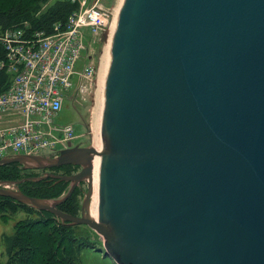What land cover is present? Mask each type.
I'll use <instances>...</instances> for the list:
<instances>
[{
  "label": "water",
  "instance_id": "95a60500",
  "mask_svg": "<svg viewBox=\"0 0 264 264\" xmlns=\"http://www.w3.org/2000/svg\"><path fill=\"white\" fill-rule=\"evenodd\" d=\"M106 33L104 38H106ZM98 219L94 145L0 165L71 186L0 195L103 237L114 264H264V0H123L104 93ZM86 182L80 215L59 206Z\"/></svg>",
  "mask_w": 264,
  "mask_h": 264
},
{
  "label": "built area",
  "instance_id": "2783aa9c",
  "mask_svg": "<svg viewBox=\"0 0 264 264\" xmlns=\"http://www.w3.org/2000/svg\"><path fill=\"white\" fill-rule=\"evenodd\" d=\"M66 1L76 8L51 33L32 31L29 24L0 28V66L11 77L0 94V116H22L0 127V159L13 154L56 156L78 137L74 124L60 125L56 118L68 91L87 95L94 89L100 66L90 61L81 67L83 51L99 36H109L117 11L102 0Z\"/></svg>",
  "mask_w": 264,
  "mask_h": 264
},
{
  "label": "trees",
  "instance_id": "16d2710c",
  "mask_svg": "<svg viewBox=\"0 0 264 264\" xmlns=\"http://www.w3.org/2000/svg\"><path fill=\"white\" fill-rule=\"evenodd\" d=\"M49 0H0V28L7 29L15 26L30 25L32 31L51 33L54 25L66 21L76 8V5L59 0L46 9L43 4ZM4 54L0 51V60ZM10 74L0 66V94L10 84ZM54 157V155H51ZM80 168L76 165H65L51 168L48 171L57 173L68 169L65 175ZM35 170L25 169L21 163L14 162L0 165V181H13L15 187L24 193L48 199H57L65 195L70 189V182L59 181L48 177L40 181L26 180L35 176ZM79 188V189H78ZM80 187H77L72 196L62 203L59 208L64 212L78 215L80 209L78 196ZM19 208H28L38 214V218H27L15 226L12 235L6 236L7 260L0 264H81V252L84 247H95L87 240H82L75 234L74 226L62 222L49 211L36 210L10 197L0 195V211L6 215L15 213ZM90 244V245H89Z\"/></svg>",
  "mask_w": 264,
  "mask_h": 264
},
{
  "label": "rangeland",
  "instance_id": "374dc122",
  "mask_svg": "<svg viewBox=\"0 0 264 264\" xmlns=\"http://www.w3.org/2000/svg\"><path fill=\"white\" fill-rule=\"evenodd\" d=\"M59 0H49L47 3L43 4V9L48 8ZM122 0H102V3L107 7H116L119 10L120 5H122ZM86 42L89 43L88 40ZM108 37L104 38V35H101L97 38L96 41L88 44V51H83V61L81 67L84 64L90 63V61L94 62L97 66H103L106 58L109 60V44ZM109 51V52H108ZM109 66V62H108ZM101 70V68H100ZM96 76V84L94 89L87 95H83L77 91L75 94L73 93V89L67 92L66 100L64 102L63 110L56 118V123L60 125L64 124H74L75 130L77 132V139H75L72 143L75 146L76 144H80L81 146H89L95 144V136H94V125L95 119H98V115L95 114L94 110L96 108L101 109L102 107V115H103V104L104 100L99 101V73ZM73 93V94H72ZM12 118V117H11ZM97 147V146H96ZM48 170H38L35 169V176H40L45 174ZM69 171L68 169H62L58 171V174H64V172ZM80 168L70 171L79 172ZM79 206L80 209L78 211V215L81 214L82 203L85 198L86 193L88 192V185L86 182H83L82 185L79 186ZM79 189V188H78ZM94 198V197H93ZM93 202V200H92ZM33 208V207H32ZM35 209V208H34ZM37 210V209H36ZM92 212V210H91ZM93 213V212H92ZM38 214L31 209L28 208H19L17 212L8 213L4 215L0 211V260L5 263L7 260L6 255V236L12 235L16 224H18L22 220H26L27 218H38ZM75 234L77 237L82 240H87L91 244H96L95 247L91 248V245L88 247H84L81 252V264H114L111 258L105 257L99 249H104V241L103 237L97 233L94 229L86 226V225H75L74 226Z\"/></svg>",
  "mask_w": 264,
  "mask_h": 264
},
{
  "label": "bare ground",
  "instance_id": "6f19581e",
  "mask_svg": "<svg viewBox=\"0 0 264 264\" xmlns=\"http://www.w3.org/2000/svg\"><path fill=\"white\" fill-rule=\"evenodd\" d=\"M123 2V0H122ZM121 2V3H122ZM120 8H121V5H120ZM119 8V9H120ZM116 21H117V16H118V9H116ZM116 25V24H115ZM114 30H115V26H113L111 29H110V34L108 36V44H109V51H110V55H111V45H112V39H113V35H114ZM108 51V52H109ZM110 55H109V60L108 58H106L105 60V63L103 64V66H101V70H100V73H99V94H100V98L99 101L101 100V103H102V100H104V93H105V83H106V78H107V72H108V62L110 61ZM103 105V111H104V103H102ZM95 114L98 115V119H95V125H94V136H95V144H96V148L98 149V153H97V156L95 158V161H94V165H95V169H94V188H95V191H94V198H93V202H92V205H91V210H92V215L94 216V218L98 219V206H99V185H98V182H99V163H100V151H101V148H102V107L101 109L99 108H96V110H94Z\"/></svg>",
  "mask_w": 264,
  "mask_h": 264
},
{
  "label": "crops",
  "instance_id": "0c3cea01",
  "mask_svg": "<svg viewBox=\"0 0 264 264\" xmlns=\"http://www.w3.org/2000/svg\"><path fill=\"white\" fill-rule=\"evenodd\" d=\"M21 120H22V116L19 115L18 113L4 114L0 116V127L9 125L12 123V121H21Z\"/></svg>",
  "mask_w": 264,
  "mask_h": 264
}]
</instances>
